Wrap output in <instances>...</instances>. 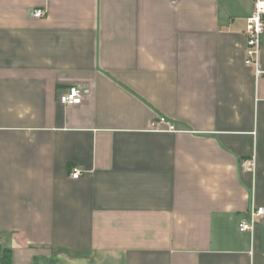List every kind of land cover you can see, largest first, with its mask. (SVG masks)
I'll return each mask as SVG.
<instances>
[{
    "label": "crops",
    "instance_id": "1",
    "mask_svg": "<svg viewBox=\"0 0 264 264\" xmlns=\"http://www.w3.org/2000/svg\"><path fill=\"white\" fill-rule=\"evenodd\" d=\"M254 3L0 0V264H264Z\"/></svg>",
    "mask_w": 264,
    "mask_h": 264
},
{
    "label": "built area",
    "instance_id": "2",
    "mask_svg": "<svg viewBox=\"0 0 264 264\" xmlns=\"http://www.w3.org/2000/svg\"><path fill=\"white\" fill-rule=\"evenodd\" d=\"M46 11L42 8L35 9L34 16L43 17ZM247 45L245 63L254 69L256 78H259L263 73L261 66L262 57V37L264 34V0H255L254 9L252 14L247 18L246 25ZM88 90L81 88L78 85L70 86L66 92L60 96V101L64 105L80 104L84 100V95ZM161 123H166L169 129L173 130L175 127L172 123L168 122L165 117H160ZM154 127L157 122H153ZM244 170L255 175L257 162L256 158L246 159L243 162ZM83 175V170L79 167H74L71 172V177L78 179ZM264 214V207L257 206L255 202V193L252 194V206L249 214L243 217L239 222V229L242 232L254 233L258 219Z\"/></svg>",
    "mask_w": 264,
    "mask_h": 264
}]
</instances>
